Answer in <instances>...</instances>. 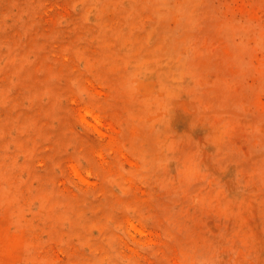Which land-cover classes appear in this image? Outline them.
Returning <instances> with one entry per match:
<instances>
[{
    "label": "rangeland",
    "instance_id": "1",
    "mask_svg": "<svg viewBox=\"0 0 264 264\" xmlns=\"http://www.w3.org/2000/svg\"><path fill=\"white\" fill-rule=\"evenodd\" d=\"M0 264H264V0H0Z\"/></svg>",
    "mask_w": 264,
    "mask_h": 264
}]
</instances>
